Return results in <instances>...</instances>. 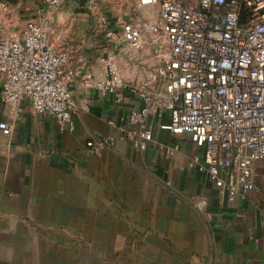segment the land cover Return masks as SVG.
<instances>
[{
	"label": "crops",
	"instance_id": "obj_1",
	"mask_svg": "<svg viewBox=\"0 0 264 264\" xmlns=\"http://www.w3.org/2000/svg\"><path fill=\"white\" fill-rule=\"evenodd\" d=\"M5 1L9 37L45 8L51 40L71 51L72 64L102 78L99 57L115 52L125 78L147 77L146 54L99 28L104 16L120 30L131 0H95V8L90 0H64L57 8L43 0ZM2 84L0 75V123L13 132L0 129V264H264V162L253 164L258 188L229 202L206 172L181 169L200 152L188 134L156 128L145 150L117 141L89 152L88 140L127 125L142 106L137 97L116 102L75 82L74 100L90 110L80 109L73 128L61 129L28 102L19 115L12 112L1 102Z\"/></svg>",
	"mask_w": 264,
	"mask_h": 264
},
{
	"label": "built area",
	"instance_id": "obj_2",
	"mask_svg": "<svg viewBox=\"0 0 264 264\" xmlns=\"http://www.w3.org/2000/svg\"><path fill=\"white\" fill-rule=\"evenodd\" d=\"M63 1L43 0L48 8ZM6 9L7 2L0 0L1 102L16 115L28 102L61 129L73 128L75 114L90 110L88 103L79 106L74 100L73 83L116 102L131 95L142 106L117 132L88 140L91 154L117 141L145 150L160 128L190 136L200 152L181 169L206 172L226 190L229 202L258 188L253 164L264 162V0H131L130 18L120 30L110 29L102 16L99 28L108 38L123 39L146 54L143 81L123 76L115 52L99 57L102 78L84 63L72 64L71 51L51 40L53 20L45 8L35 11L23 33L9 37ZM0 129L13 132L6 121ZM166 153L173 156L175 149Z\"/></svg>",
	"mask_w": 264,
	"mask_h": 264
}]
</instances>
